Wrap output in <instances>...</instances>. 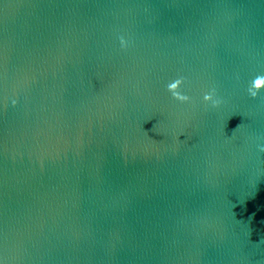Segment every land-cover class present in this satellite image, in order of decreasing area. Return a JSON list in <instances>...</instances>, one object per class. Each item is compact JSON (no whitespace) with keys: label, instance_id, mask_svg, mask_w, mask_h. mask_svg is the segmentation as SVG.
<instances>
[{"label":"water","instance_id":"obj_1","mask_svg":"<svg viewBox=\"0 0 264 264\" xmlns=\"http://www.w3.org/2000/svg\"><path fill=\"white\" fill-rule=\"evenodd\" d=\"M258 75L264 0H0V264H264Z\"/></svg>","mask_w":264,"mask_h":264},{"label":"clouds","instance_id":"obj_2","mask_svg":"<svg viewBox=\"0 0 264 264\" xmlns=\"http://www.w3.org/2000/svg\"><path fill=\"white\" fill-rule=\"evenodd\" d=\"M121 45H125L126 41L123 37L120 38ZM183 83V78H177L173 82H170L167 85V89L172 93L173 97L180 100V101H187L189 97L187 95L182 94L178 89ZM264 88V75H258L256 76L250 83V86L248 88V91L250 95L255 98L258 95V92L260 89ZM205 101H212L213 105H218L220 103L219 100L213 99V93L209 92L204 95ZM13 104L16 103L15 100L12 102ZM260 150L264 151V145L260 146Z\"/></svg>","mask_w":264,"mask_h":264}]
</instances>
